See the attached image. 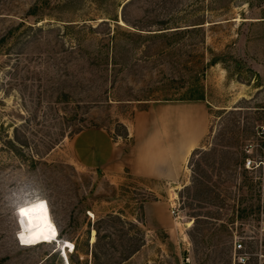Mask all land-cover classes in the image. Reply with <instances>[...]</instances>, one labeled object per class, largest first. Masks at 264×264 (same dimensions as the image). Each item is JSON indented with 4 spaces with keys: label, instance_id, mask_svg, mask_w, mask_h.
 Segmentation results:
<instances>
[{
    "label": "rangeland",
    "instance_id": "rangeland-1",
    "mask_svg": "<svg viewBox=\"0 0 264 264\" xmlns=\"http://www.w3.org/2000/svg\"><path fill=\"white\" fill-rule=\"evenodd\" d=\"M34 1L0 0V40L13 32L0 45V264H107V251L128 245L141 248L123 264H232L234 235L244 238L251 264H257L256 256L264 255V173L246 171L243 161L257 128L264 127V0H206L204 5L218 8L201 13L202 29L175 42L148 38L145 50L136 44L138 51L151 49L137 52L140 61L125 81L119 76L115 85L108 80L101 90L83 94L73 93L74 79L53 68V60L32 62L33 76L25 65L18 75L11 70L16 55L24 60L27 53L21 24ZM50 1L54 6L61 0ZM129 1L73 0L47 12L51 16L37 26L55 28L52 36L69 23L97 27L110 21L115 27L111 19L118 15L121 21ZM149 6L131 5L128 20L149 15L175 23L157 7L146 12ZM121 26V32L134 30ZM24 79L27 88L20 86ZM61 88L67 98L58 96ZM94 97L106 103L89 108ZM155 105L178 107L175 116L188 114L187 122L193 114L201 119V142L182 165L180 180L166 184L79 164V134L97 130L126 143L135 114ZM37 200L47 202L54 242L33 239L27 220L21 223L19 207ZM110 215L133 225L110 221ZM97 230L108 238L96 243Z\"/></svg>",
    "mask_w": 264,
    "mask_h": 264
},
{
    "label": "trees",
    "instance_id": "trees-1",
    "mask_svg": "<svg viewBox=\"0 0 264 264\" xmlns=\"http://www.w3.org/2000/svg\"><path fill=\"white\" fill-rule=\"evenodd\" d=\"M72 1L73 0H61L54 6H51L50 0H35L31 4L21 24V27H26L24 33V47L27 53L24 60L20 57V54L16 55L17 57L14 59L15 65L11 68L13 71L16 70V75L20 73L18 68L25 65L26 71L33 76L34 71H31L30 66L32 62L39 60L42 63H48L49 60H53L55 61L53 68L63 77L70 76L71 79H74L71 85L73 93L83 94L84 92H96L101 90L103 84L108 80H112V84L115 85V81H117L119 76L122 78V81H125L126 78L131 75V71L136 67V63L140 61L137 58V52H140V54H148L151 49L147 48L146 51L142 49L144 48L145 50L146 46L143 42L147 41L148 38L157 39V41H163L165 39L169 41V39H173V42H175L176 39H182L185 35L196 32V30L202 29L204 25H206V17H204V15L201 16L202 12L215 11L218 8V5H215V7L204 5L206 0H130L123 8L122 20L120 21L118 19V15H115V19H111L115 22V27H112L110 21H103L97 27H93L86 23L82 25L79 23H69L64 25L65 28L63 32L57 27L58 33L52 36V32L55 28H50L45 25L37 26V24L45 20L46 16H51L50 13L47 12L53 9L60 10L63 7H67ZM141 2H144V6L147 4L150 5L146 9V12H149L148 9H150V7H155V9L157 7V9L164 10L170 16V20L175 23L168 25L169 23L164 21V19H156V16H154L153 19L149 15L141 17L134 23H131L128 20V8L131 5L133 6ZM185 2H187V5L184 4ZM121 22L134 30L131 31L128 28L126 29L127 31L121 32L124 30L123 26H121ZM153 28H158V30H151ZM153 31L156 33H144ZM12 36L13 32H10L7 36L3 37L0 40V45L4 44ZM66 38L71 40L70 45L65 43ZM127 43H130L131 47L128 46ZM138 43L142 44V50L140 49L138 51V49H134ZM158 52L164 53L166 51L163 49ZM10 57H12V55H10ZM26 80L28 79L22 80L20 86L24 85L26 87ZM15 82L18 81L15 80ZM57 92H59L58 96L68 97L63 88L59 89ZM110 101L123 102L131 100L120 98L111 100L110 97H108L107 102ZM200 101H203V99L197 102ZM103 103H106V100H102V97H94L92 101L87 103V106L92 108L90 105L96 106ZM194 155L195 153L193 156ZM244 157L246 158L245 153ZM245 158L243 165L245 163ZM198 171L201 172L202 170L198 168ZM194 174L199 175L197 172H194ZM195 179L197 181V178ZM108 219L110 221H119L125 225H133L132 223L123 221L120 217H114L112 215L108 216ZM197 225L196 219L192 232ZM124 236H126V234L120 236L123 242L125 241ZM104 238L107 239L108 236H101L100 231L97 230L96 243ZM190 238L191 240L194 239L192 233H190ZM233 239H235V235L234 237L232 236V240ZM131 241L133 240L128 239V242ZM232 242L234 243V241ZM140 248V245H134V247L133 245H128L121 250L114 249L113 253L107 251L106 256L108 259H106V262H109L107 264H123L138 253ZM116 256H118L119 259H116ZM229 256L231 259L232 252ZM92 257L94 259L97 258L94 250L92 251Z\"/></svg>",
    "mask_w": 264,
    "mask_h": 264
},
{
    "label": "crops",
    "instance_id": "crops-1",
    "mask_svg": "<svg viewBox=\"0 0 264 264\" xmlns=\"http://www.w3.org/2000/svg\"><path fill=\"white\" fill-rule=\"evenodd\" d=\"M158 106L135 114L128 126L126 143L115 142L110 135L97 130L79 134L74 144L79 164L112 175L128 171L135 176L166 184L180 180L182 165L188 162L192 151L201 142L198 136V123L201 119L198 121L191 111L189 113L195 119L187 122L184 117L188 114L175 116L178 107ZM180 111L190 110L180 108ZM175 124L176 127L173 126ZM174 129L179 135L175 142L172 139ZM191 136L194 141L188 142ZM127 140L133 144L127 145ZM158 223L162 226L163 222L160 220Z\"/></svg>",
    "mask_w": 264,
    "mask_h": 264
},
{
    "label": "built area",
    "instance_id": "built-area-1",
    "mask_svg": "<svg viewBox=\"0 0 264 264\" xmlns=\"http://www.w3.org/2000/svg\"><path fill=\"white\" fill-rule=\"evenodd\" d=\"M246 158L243 165L244 169L251 172L262 171L264 173V127H258L255 140L250 142L244 151ZM171 214L177 216L176 207L172 206ZM257 264H264V255L256 256ZM232 264H251L252 255L248 251L244 238L235 235Z\"/></svg>",
    "mask_w": 264,
    "mask_h": 264
},
{
    "label": "snow or ice",
    "instance_id": "snow-or-ice-1",
    "mask_svg": "<svg viewBox=\"0 0 264 264\" xmlns=\"http://www.w3.org/2000/svg\"><path fill=\"white\" fill-rule=\"evenodd\" d=\"M47 202L44 200H37L35 202H29L18 209V215L21 217V223L27 220L30 234L33 239L43 238L45 242H54L56 231L47 222ZM39 221V223H37ZM45 229L47 234H45ZM28 243L33 240L27 241Z\"/></svg>",
    "mask_w": 264,
    "mask_h": 264
},
{
    "label": "bare ground",
    "instance_id": "bare-ground-1",
    "mask_svg": "<svg viewBox=\"0 0 264 264\" xmlns=\"http://www.w3.org/2000/svg\"><path fill=\"white\" fill-rule=\"evenodd\" d=\"M47 222L48 223H51V221L47 218ZM37 223H39V221L37 222ZM45 233H47V230L45 229ZM64 244V243H63Z\"/></svg>",
    "mask_w": 264,
    "mask_h": 264
},
{
    "label": "water",
    "instance_id": "water-1",
    "mask_svg": "<svg viewBox=\"0 0 264 264\" xmlns=\"http://www.w3.org/2000/svg\"><path fill=\"white\" fill-rule=\"evenodd\" d=\"M258 78V77H257Z\"/></svg>",
    "mask_w": 264,
    "mask_h": 264
}]
</instances>
